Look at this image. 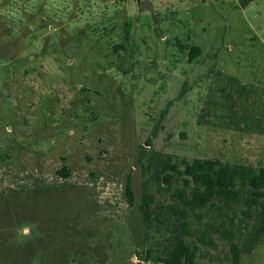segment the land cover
Wrapping results in <instances>:
<instances>
[{
	"label": "rangeland",
	"instance_id": "rangeland-1",
	"mask_svg": "<svg viewBox=\"0 0 264 264\" xmlns=\"http://www.w3.org/2000/svg\"><path fill=\"white\" fill-rule=\"evenodd\" d=\"M157 153L264 168V0H0V264H264L249 192L191 208Z\"/></svg>",
	"mask_w": 264,
	"mask_h": 264
},
{
	"label": "trees",
	"instance_id": "trees-1",
	"mask_svg": "<svg viewBox=\"0 0 264 264\" xmlns=\"http://www.w3.org/2000/svg\"><path fill=\"white\" fill-rule=\"evenodd\" d=\"M200 53V48L193 50L191 58ZM154 162L161 163L164 171H172L174 176H167L165 180L171 184L175 177L182 180L184 187H191L190 192H183L184 203L191 208L204 207L213 200L223 201L226 205L236 203L245 198L249 205H256L264 210V168H255L251 165H230L216 159H195L186 162L183 169L172 162L170 157H163L157 153L152 157ZM176 175V176H175ZM127 197L134 203L131 179L127 182ZM182 192H180V195ZM182 194V195H183ZM141 211L146 221L150 222L151 208L148 199L141 205ZM185 232V231H184ZM234 261H240L238 249L234 248ZM196 252L184 239L182 232L175 236L173 247L162 258L164 264H198L195 260ZM142 260L143 258H139ZM135 264H142L141 261Z\"/></svg>",
	"mask_w": 264,
	"mask_h": 264
},
{
	"label": "clouds",
	"instance_id": "clouds-1",
	"mask_svg": "<svg viewBox=\"0 0 264 264\" xmlns=\"http://www.w3.org/2000/svg\"><path fill=\"white\" fill-rule=\"evenodd\" d=\"M19 231V235L21 238L23 237H30L31 235V227H23L22 229L18 230Z\"/></svg>",
	"mask_w": 264,
	"mask_h": 264
}]
</instances>
